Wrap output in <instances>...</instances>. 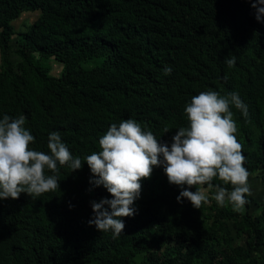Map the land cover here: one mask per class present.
<instances>
[{
    "label": "trees",
    "instance_id": "1",
    "mask_svg": "<svg viewBox=\"0 0 264 264\" xmlns=\"http://www.w3.org/2000/svg\"><path fill=\"white\" fill-rule=\"evenodd\" d=\"M253 2L0 0V120L25 116L32 149L46 154L50 133L59 132L84 163L112 124L135 120L170 146L188 127L184 109L193 96L238 93L248 117L231 111L252 176L264 169V17L256 20ZM25 12L40 13L14 49L12 23ZM37 56L61 65V75L44 72ZM57 167L55 191L0 200V264H140V257L143 264H264V200L246 195L236 211L211 198L196 209L177 201L182 189L159 166L141 181L136 211L114 237L89 225L93 202L112 197L90 183L87 164L75 172Z\"/></svg>",
    "mask_w": 264,
    "mask_h": 264
},
{
    "label": "clouds",
    "instance_id": "2",
    "mask_svg": "<svg viewBox=\"0 0 264 264\" xmlns=\"http://www.w3.org/2000/svg\"><path fill=\"white\" fill-rule=\"evenodd\" d=\"M252 7L260 22L264 17V0H255ZM235 62L234 56L225 61L228 67ZM171 70L166 67L164 74L169 75ZM232 106L248 117L247 105L238 93L221 96L208 90L193 96L184 109L188 127L177 131L170 146L160 143L135 120H124L119 126L112 124L99 139L101 150L85 157L84 163L94 178L90 183L103 186L112 197L93 202L95 215L89 225L100 232L112 230L114 237L120 236L125 227L122 218L132 217L136 211L132 206L140 196L141 181L149 179L159 166H163L169 184L182 189L178 202L187 199L200 209L202 204L209 203L207 193L214 190L212 199L218 205L224 206L227 201L234 210H241L247 203L246 195L251 194L250 173L244 167ZM25 123L23 115L17 118L5 115L0 120V200H16L21 193L34 197L55 191L60 186L57 164L68 165L72 172L84 164L80 158H73L59 132L48 137L50 154L32 149L35 138ZM216 179L231 185V191L220 184L214 186L212 182ZM191 188L195 191L188 190Z\"/></svg>",
    "mask_w": 264,
    "mask_h": 264
},
{
    "label": "rangeland",
    "instance_id": "3",
    "mask_svg": "<svg viewBox=\"0 0 264 264\" xmlns=\"http://www.w3.org/2000/svg\"><path fill=\"white\" fill-rule=\"evenodd\" d=\"M39 13L40 12H25L16 21L12 23L14 27V31L16 33L11 39V45L13 46L14 49H17L16 42L20 38V35L24 33L29 28V26L37 20ZM11 58L15 63L18 61V58L15 55H12ZM35 62L48 75L53 76V77H59L61 75L62 67L54 60L46 61V60L40 59L37 56ZM248 184L250 187V193H251L250 195L257 201H262L264 199V169L260 168L256 173L250 176L248 178ZM207 195L209 196V199L213 197V195L210 194L209 192L207 193ZM258 211L259 209H257L253 205L251 206L250 212L257 213ZM232 233L235 236V233L233 232V230H232ZM233 244L241 245L246 248L244 238H234ZM160 250L161 251H157L156 247H153L151 249L153 253H162L163 247L160 248ZM140 258H138V261H140V264H143L144 258L143 257H140Z\"/></svg>",
    "mask_w": 264,
    "mask_h": 264
},
{
    "label": "crops",
    "instance_id": "4",
    "mask_svg": "<svg viewBox=\"0 0 264 264\" xmlns=\"http://www.w3.org/2000/svg\"><path fill=\"white\" fill-rule=\"evenodd\" d=\"M259 193H260V192H259ZM255 200H256V199H255ZM263 200H264V199H263ZM263 200H262V201H263ZM256 201H257V200H256ZM262 201H257V202H258V203H261Z\"/></svg>",
    "mask_w": 264,
    "mask_h": 264
}]
</instances>
